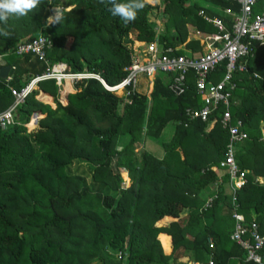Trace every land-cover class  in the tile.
Masks as SVG:
<instances>
[{
	"label": "trees",
	"instance_id": "obj_1",
	"mask_svg": "<svg viewBox=\"0 0 264 264\" xmlns=\"http://www.w3.org/2000/svg\"><path fill=\"white\" fill-rule=\"evenodd\" d=\"M191 1L146 0L127 24L109 12L108 0H41L27 15H11L7 24L0 22L8 32L0 33V56L12 68V83L0 80V112L12 105V89L21 90L53 65L64 64L72 74L98 75L113 87L126 76L136 42L157 40L177 56L201 54L205 44L194 35L215 29ZM206 1L238 9L230 1ZM57 6L65 9L64 19L49 25L45 16ZM39 35L51 41L44 60L15 54L18 43ZM223 71L224 65L210 79L217 81ZM170 79L157 73L148 81V94L135 91L130 104L96 79L78 81L65 106L40 102L37 90L26 97L16 108L14 124L0 128V264H254L230 239L232 193L224 188L229 176L225 170L217 174L228 142L219 123L221 110L205 122L185 120V109L202 106L193 76L188 75L187 91L179 97L168 90ZM234 82L230 114L248 134L234 155L246 172L235 193L237 211L264 235V185L259 183L264 178V47L254 49ZM37 87L53 96L58 91L53 80ZM34 113L43 117L28 130ZM169 123L175 131L157 158L145 141L158 139ZM121 135L129 137L127 143L119 144ZM75 161L91 168L94 189L82 176L69 174ZM123 172L128 187L122 185ZM214 194L211 208L204 210L203 196ZM167 218L172 220L166 223ZM163 236L170 239L168 250ZM183 258L186 262H178Z\"/></svg>",
	"mask_w": 264,
	"mask_h": 264
},
{
	"label": "built area",
	"instance_id": "obj_2",
	"mask_svg": "<svg viewBox=\"0 0 264 264\" xmlns=\"http://www.w3.org/2000/svg\"><path fill=\"white\" fill-rule=\"evenodd\" d=\"M225 1H232L238 5L237 11L231 8L223 11L230 18L229 25L219 17L207 15L204 10L198 12V15L215 29L211 34H196L197 38L203 40L205 44L201 54L177 56L172 48H163L157 40L145 44L141 51L133 48L130 64L125 68L126 76L113 87L107 86L98 75L87 72L72 74L60 64L53 65L42 75L32 78L21 90H11L14 100L8 109L0 113V128L5 129L14 124L16 108L42 81L53 80L58 86L62 81L69 80L74 86L80 80L96 79L109 92L122 94L124 103L130 104V97L136 91L139 76H145L152 81L157 73L170 75L168 90L174 96L179 97L187 91V77L191 74L195 93L202 106L185 109V120L205 122L210 115L221 110L219 123L228 133L225 155L218 163L217 173L219 176V173L225 170L232 185L230 193H232L234 228L230 239L245 250L247 262L264 264V235L260 233L255 221L247 222L244 215L237 211L235 193L245 182L246 172L237 166L234 155L237 144L247 139L248 134L241 130L240 121H232L230 114L233 91L236 88L234 75L237 72L246 71L247 62L253 56L254 49L264 47V0ZM50 47L51 41L39 35L31 41L18 43L15 54L18 56L33 55L44 60L45 52ZM222 65H224V71L219 79L217 81L210 79L214 71ZM38 119L39 116L31 117L27 125L35 126ZM260 134V140H264V129H261ZM219 189L218 183L215 190ZM214 199H216L215 194L208 197L203 209L211 208ZM209 247L213 248L211 244ZM116 258L122 259L121 253H118ZM207 264L215 263L209 260Z\"/></svg>",
	"mask_w": 264,
	"mask_h": 264
},
{
	"label": "crops",
	"instance_id": "obj_3",
	"mask_svg": "<svg viewBox=\"0 0 264 264\" xmlns=\"http://www.w3.org/2000/svg\"><path fill=\"white\" fill-rule=\"evenodd\" d=\"M197 2H199V3H203V5L201 6V5H199ZM230 2H232V1H230ZM190 3H197L200 7H201V10H204V12L206 13V11L207 12H210V13H212V15L213 16H215V17H219V18H221L222 20H224V19H227V20H230V18L227 16V15H225L224 14V9H226V8H224V9H222V8H220V7H218V6H216V5H213V4H211V3H209L208 1H206V0H192ZM233 3H235V2H233ZM236 4V3H235ZM237 5V4H236ZM237 8H238V5H237ZM233 10V9H232ZM238 10V9H237ZM237 10H233V11H237ZM207 14V13H206ZM207 15H209V14H207ZM48 17H50L49 15H46L45 16V20L47 21L48 20ZM201 17V16H200ZM151 18H152V16H151ZM153 20V19H152ZM154 22H156V24L158 25V27L160 28L161 27V23H160V21L159 20H154ZM194 37L195 38H197V36H196V34L194 35ZM140 43H135L134 44V49H137L136 51H141V50H143V48L144 47H141L140 48ZM17 46V45H16ZM144 46H145V44H144ZM193 55H197V54H193ZM192 55V56H193ZM25 56V55H24ZM33 56V55H32ZM19 57H22V56H19ZM33 57H35V56H33ZM35 58H37V57H35ZM38 60H40L39 58H37ZM41 61V60H40ZM62 67H65L66 68V66L64 65V64H60ZM4 67H9L10 69H9V72H8V75H7V78L6 79H1L0 78V80H3V81H6L7 83H9L10 82V84L12 83V81H11V78H12V68L8 65V64H6V61H5V59H4V57L3 56H0V68H4ZM66 70H67V68H66ZM25 79V78H24ZM148 81H150L147 77H145V76H139V78H138V84H137V87H136V91H137V93H143V94H145V95H147L148 94V92H149V90H150V88H151V84L152 83H150V85L148 84ZM153 81V80H152ZM152 81H150V82H152ZM17 84L18 83H14V86L15 87H17ZM57 85V84H56ZM34 90H37V94H36V96H35V98L37 99V100H39L40 102H42V103H44V104H47V105H49L51 108H55L56 107V105H55V102L57 101V102H59L61 105H63V106H65V105H67V97H68V95L69 94H72L73 92H74V86L72 85V83L69 81V80H65V81H62V83H61V85H58V91H57V94L55 95V96H53V95H51V94H49V93H45V92H43V91H41V90H39L38 89V87L36 86V88L34 89ZM1 113V112H0ZM40 114V113H39ZM43 117V115H39V119L40 118H42ZM38 119V120H39ZM31 120V119H30ZM29 124V123H28ZM34 126L32 125V126H28L27 125V128H28V130H31L32 128H33ZM128 140H129V137L128 136H126V137H124V140L122 141V142H120L119 144H125V143H127L128 142ZM147 140L145 141V144H144V147H145V149L147 150V151H149L150 152V146L147 148ZM151 144V143H150ZM163 156V155H162ZM156 157V156H155ZM157 158H161V157H157ZM125 174H126V176H127V186L126 187H128L129 185H130V180H129V178H128V175H127V172H124ZM218 174V173H217ZM221 175H223V173H219V176H221ZM259 183L260 184H262V185H264V178H260V181H259ZM231 183H230V181L226 184V185H224V188H225V191L227 192V193H230V191H231ZM210 190L208 189V192H209ZM203 198H208V197H206L205 195L203 196ZM187 212H188V210L187 209H185L184 211H183V213H182V215L181 216H185L186 214H187ZM172 219H170V218H167V219H165L164 220V222H166V223H168L169 221H171ZM162 239H163V241L165 242V247H166V249L168 250V248H169V246H170V239L169 238H167V237H165V236H163L162 237ZM186 258H183V259H180L178 262H186Z\"/></svg>",
	"mask_w": 264,
	"mask_h": 264
},
{
	"label": "clouds",
	"instance_id": "obj_4",
	"mask_svg": "<svg viewBox=\"0 0 264 264\" xmlns=\"http://www.w3.org/2000/svg\"><path fill=\"white\" fill-rule=\"evenodd\" d=\"M41 0H0V22L7 24L11 15L25 16L27 13L38 7ZM103 3L104 0H101ZM111 4L109 12L123 20L124 23H130L137 18L138 11L145 7L146 0H108ZM65 9L62 6L53 8V15L48 17V24H58L64 19ZM0 33L7 36L8 32L0 28Z\"/></svg>",
	"mask_w": 264,
	"mask_h": 264
},
{
	"label": "rangeland",
	"instance_id": "obj_5",
	"mask_svg": "<svg viewBox=\"0 0 264 264\" xmlns=\"http://www.w3.org/2000/svg\"><path fill=\"white\" fill-rule=\"evenodd\" d=\"M197 3L201 6L203 5V3H199V2H197ZM158 16L163 17V15H161L160 13H158ZM139 46H140V48L144 47V44H140ZM174 131H175V124L169 123L166 126V128L163 130L161 136L158 139L148 138L147 139V142H148L147 148L150 146V149H149L150 153H152L156 157H162V155L164 154V151L162 149V144L164 142H168L171 139ZM126 136L127 135L119 136L118 141L122 142L124 140V137H126ZM68 171H69V174L82 176L85 179L86 184L90 189H94L96 187V185L94 183H92V181H91V168L88 165L82 164L79 161H75L69 167ZM121 179L123 182V187H126L127 186V176L125 173L121 174ZM94 264H97V262H95Z\"/></svg>",
	"mask_w": 264,
	"mask_h": 264
},
{
	"label": "water",
	"instance_id": "obj_6",
	"mask_svg": "<svg viewBox=\"0 0 264 264\" xmlns=\"http://www.w3.org/2000/svg\"><path fill=\"white\" fill-rule=\"evenodd\" d=\"M210 43H211V41H210ZM9 69H10L9 67L0 68V78L1 79H6L7 78ZM39 115H40L39 113H34L32 115V117H38Z\"/></svg>",
	"mask_w": 264,
	"mask_h": 264
}]
</instances>
